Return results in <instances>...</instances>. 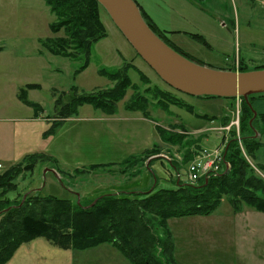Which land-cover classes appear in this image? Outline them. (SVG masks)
Segmentation results:
<instances>
[{"label": "rangeland", "instance_id": "obj_1", "mask_svg": "<svg viewBox=\"0 0 264 264\" xmlns=\"http://www.w3.org/2000/svg\"><path fill=\"white\" fill-rule=\"evenodd\" d=\"M133 1L155 28L195 63L216 71L264 70V8L257 0H169V8L164 5L166 0ZM98 9L106 37L92 46L87 67L78 72L83 57L71 60L54 56L44 46L64 35L63 31H52L56 18L44 0H0V120L9 121L15 155L12 164L0 163V175L32 155L44 158L36 160L32 171L22 172L13 180L16 191L6 195L11 202L33 190H39L42 197L82 206L113 191L174 190L177 174L180 184L189 183L188 163L226 146L222 142L226 134L220 129L239 117L242 102L197 98L170 88L138 56L105 9ZM101 70L109 74L125 71L130 81L123 99L115 104L116 112L106 115L83 105L55 133L46 134L73 98L97 96L115 86L116 82L100 75ZM135 96L140 98L136 106L143 109L139 111H144L146 118L141 112L126 110ZM168 98L183 106L172 104ZM163 101L169 103L167 108ZM250 105L256 114L264 115V97L254 96ZM155 127L182 135V145L160 143ZM233 132L238 136L239 128L237 131L232 126L227 139ZM256 136L264 144V138ZM198 139L199 144L192 145L195 153L186 158L188 147L184 144ZM153 145L158 146L156 155L139 156ZM130 154L139 157L122 167ZM143 158L147 159L144 163ZM150 159L149 168H140ZM92 164L100 168L89 170ZM136 171L139 174L134 176ZM243 209L259 225L258 217L264 214L245 205ZM236 214L224 198L208 216L170 220L177 264H264L261 233L249 236L256 238L245 248L248 241L243 242L242 227L236 225L242 222ZM106 247L73 252V264H130L117 251L109 254Z\"/></svg>", "mask_w": 264, "mask_h": 264}, {"label": "trees", "instance_id": "obj_2", "mask_svg": "<svg viewBox=\"0 0 264 264\" xmlns=\"http://www.w3.org/2000/svg\"><path fill=\"white\" fill-rule=\"evenodd\" d=\"M44 2L56 18L51 27L52 31H63L64 34L53 42L47 41L44 44L46 50L54 56L71 60L83 57L84 64L78 71L82 72L88 65L92 46L106 37L99 16L100 5L95 0H44ZM138 9L151 31L180 53L169 42L165 33L157 30L148 16L142 13V9L139 7ZM193 37L201 43L205 42L201 36ZM258 69L260 68L255 70ZM99 73L116 82L115 86L97 96L73 98L63 106L60 118H56L46 134L55 133L56 128L65 119L75 115L77 107L83 105H89L106 115H113L116 112L115 104L123 99L130 81L125 71L109 74L101 70ZM26 88L34 89L36 85H27ZM158 93L167 99L164 93L157 91L156 94ZM255 96L264 97V94ZM253 97H248L249 103ZM139 100L140 98L135 96L131 105L126 106V110L141 112L146 118L144 111H139L143 109L136 106V101ZM168 101L183 106L171 98H168ZM24 102L31 107L37 106ZM241 102L238 136L233 132L227 140L219 170L200 178L196 184L178 182L174 190L155 191L153 188L146 192L105 194L90 200L85 206L80 203L73 204L68 200L42 197L38 190L25 194L24 199L22 197L17 202H11L6 195L16 191L13 180L22 172L32 171L36 160L44 158L41 155H32L23 163L6 169L0 175V264H7L22 245L35 240H43L55 249L70 251H84L100 245H110L130 264H177L173 255V236L168 226L170 220L208 216L219 207L224 198L235 213L241 212L245 205L264 214V144L260 143L256 136L258 134L260 138H264V115L254 116L248 103L242 99ZM163 103L167 108L169 103L164 101ZM187 110L193 112L191 107H187ZM201 118L212 120L207 116ZM155 130L161 143L182 145L180 142L184 138L182 135L170 134L159 127ZM199 142L198 139L196 142L184 144L188 147L186 158L195 153V150H192L195 146L192 145L194 143L198 145ZM157 149L158 146L154 145L152 149L144 151L139 156L150 158L157 154L155 153ZM136 157L126 158L121 166L128 165L129 162L136 160ZM144 158L143 163L147 160ZM248 160L255 164L252 165ZM224 164H228L229 169H226ZM143 167L146 166L140 168ZM97 168L100 167L92 166L89 170ZM83 172L77 171L78 174ZM134 174L137 176L139 171Z\"/></svg>", "mask_w": 264, "mask_h": 264}, {"label": "water", "instance_id": "obj_3", "mask_svg": "<svg viewBox=\"0 0 264 264\" xmlns=\"http://www.w3.org/2000/svg\"><path fill=\"white\" fill-rule=\"evenodd\" d=\"M95 1L105 9L138 56L175 91L197 98H240L246 103L248 97L264 94V70L216 71L195 63L151 31L133 0ZM252 112L255 116V111Z\"/></svg>", "mask_w": 264, "mask_h": 264}, {"label": "crops", "instance_id": "obj_4", "mask_svg": "<svg viewBox=\"0 0 264 264\" xmlns=\"http://www.w3.org/2000/svg\"><path fill=\"white\" fill-rule=\"evenodd\" d=\"M168 1L169 0H166V4H164L167 8L170 7L168 5ZM163 31H165V30H163ZM165 32L169 33V31H165ZM35 105H37V104H35ZM37 106L40 107L39 105H37ZM38 110H39V108H38ZM40 111H41V109H40ZM67 120H65V121H67ZM145 120H148V119H145ZM9 125L10 124H9L8 120H0V163H3V164L4 163L12 164V162H14L13 160L15 159V157H14L15 156L14 155V146H13L14 137H13V133H12ZM12 147H13V149H12ZM150 149H152V148H150ZM146 150H148V149H144L141 152V154ZM130 156H133V155H131V154L128 155L127 157L124 158V160ZM10 166H12V165H10ZM92 166H96V165L92 164L90 167H92ZM135 191L138 192L139 190H135ZM127 192H130V191H127ZM111 193L120 194V193H126V192L113 191ZM111 193H109V194H111ZM243 210H241V212L236 214L237 219H238V217L241 218L240 220L242 222L241 225H239V224H236V225L239 228L242 227L241 233H242L243 242L248 241L247 243H245L246 244L245 248H246L248 246L249 241L253 240V238H256V237H253V238L249 239V236L254 235L253 233H261L260 238L263 239L262 241H264V217H258V220H257L258 223L257 224H259V225H256L248 217L249 215L247 213L243 212ZM243 218H245V221ZM228 238L231 239L230 236ZM108 246L109 247H106L107 249H105V250L108 251L109 254H110V252L117 251L112 246H110V245H108ZM73 252H76V251L55 249V248L50 247L43 240H35V241H33L27 245H22L16 251V253L12 257V259L7 264H73V261H74Z\"/></svg>", "mask_w": 264, "mask_h": 264}, {"label": "built area", "instance_id": "obj_5", "mask_svg": "<svg viewBox=\"0 0 264 264\" xmlns=\"http://www.w3.org/2000/svg\"><path fill=\"white\" fill-rule=\"evenodd\" d=\"M260 4L264 5V0H258ZM234 126L238 129V118L234 120L230 126L223 130L229 131L230 127ZM222 151L215 150L212 155H205L204 159L192 162L187 167V178L190 183H195L201 177L207 175L209 172L216 170V163L221 160ZM1 168V165H0Z\"/></svg>", "mask_w": 264, "mask_h": 264}]
</instances>
